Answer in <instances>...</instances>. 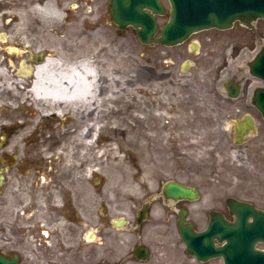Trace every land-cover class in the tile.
<instances>
[{"label":"flooded vegetation","instance_id":"af4514ba","mask_svg":"<svg viewBox=\"0 0 264 264\" xmlns=\"http://www.w3.org/2000/svg\"><path fill=\"white\" fill-rule=\"evenodd\" d=\"M161 1L165 14L158 20H167L169 0ZM7 2L0 0V15L6 12ZM22 2L11 4L20 6ZM260 21L253 28L237 21L229 29L200 30L175 46L142 44L145 52L139 54L133 49L126 82L132 127L177 133L185 124L193 131L224 130L232 124L235 131L237 121H253L258 132V120L264 121L251 100L253 83L242 76L245 70L233 68L264 40ZM47 55L61 58L41 52L34 43H7L5 34H0V70L9 76L2 80L0 75V255H17L19 264H122L115 263L121 242H111V234L126 226L131 264H144L151 258L159 264H225L231 258L232 232L239 229L245 233V245L264 253V173L243 178L249 187H237L230 179L223 182L215 172L203 176L183 168L179 143H169L166 169L150 167L139 184L136 170L132 171L135 191L126 199L127 221L110 215L98 166L105 150L102 143L92 149L93 143L86 141L96 128L103 131L106 115L112 119L111 127L118 122L115 92L113 100L104 101L108 79L100 76L98 102L78 111L50 109L32 92L34 72ZM71 57L77 60L80 55ZM179 68L199 76L189 75L187 81L169 75ZM230 80L242 83L239 98L226 91ZM185 90H192L186 111ZM200 95L216 101L195 102ZM253 136V132L239 135V143L246 149L251 143L264 147V140H253ZM231 141L236 142L235 136ZM178 187L197 197L173 194ZM208 229L209 234L202 235ZM184 232L193 235L200 250L223 247L225 258L216 257L215 252H202L200 258L191 255ZM103 239L110 243L105 252ZM142 252L149 253L147 261L141 260ZM104 254L114 261H104Z\"/></svg>","mask_w":264,"mask_h":264},{"label":"rangeland","instance_id":"374dc122","mask_svg":"<svg viewBox=\"0 0 264 264\" xmlns=\"http://www.w3.org/2000/svg\"><path fill=\"white\" fill-rule=\"evenodd\" d=\"M14 1L8 0L6 12L0 15V34H5L7 43H34L40 47L41 52L53 53L68 61L74 60L71 57L73 54H78L81 58L90 57L93 59L92 57H94L98 60L103 76L108 80L111 79L110 82L114 81L115 88L120 90L118 93L121 98L115 101L117 106L114 108V110L119 108L120 111L115 113L118 122H115V127L112 128V119H108V115H106L107 128L98 132L99 139L96 138L91 146L93 149L96 143L102 142L100 147L105 150L102 163L98 166L101 167L105 182V203L108 204L110 215L117 218L121 217L122 213L127 214L126 199L131 192L135 191L132 171L136 170L139 178L137 183L139 184L145 180V176L147 177L146 173L150 171V167L153 170L166 169L165 161L170 154L169 143H179L184 169L197 170L203 176L215 172L220 176L221 181L226 182L227 179H230L237 187H249L246 181L242 182L243 178L251 179L256 174L264 173V147H260V143H251L246 149L243 145L232 143L231 140L234 136L231 129L232 124L224 130L211 129L208 131L187 130L185 124L184 130L177 133L148 131L138 126L132 127L134 116L128 105L129 89L126 83L131 70V51L134 49L139 54L145 52V49L131 28L119 29L111 21L110 0L94 2L89 0H23L20 6L11 4ZM46 3L63 15L47 18L45 12L39 11L41 9L36 10L38 6L42 7ZM164 22V19L161 20V23ZM260 26L264 27V20L260 21ZM248 38L249 46H251L253 41L250 34ZM69 54H71L70 58L67 57ZM249 56L252 58V53H249ZM137 61L138 64L143 63L138 57ZM172 71L169 73L170 76H178L187 81H189V75L199 76L193 70L186 73H183L180 68L175 72ZM3 79L7 78L2 77ZM247 80L250 83L256 81L250 76H247ZM210 83L215 85L213 80ZM191 92L192 90L184 92L185 111L187 109L186 102L189 103L187 97ZM109 100L107 99L106 102ZM202 101L212 103L216 99L209 101L200 95L195 100V102ZM199 107L207 106L200 105ZM258 121L261 126L258 127L257 134L252 137L256 141L264 140V123L261 120ZM115 128L121 130L115 131ZM167 162L169 163V161ZM173 165L174 163L171 162V166ZM114 178L115 190L113 188ZM126 227L118 232L113 231L111 234V242H121L118 249L119 258H115V263L131 264V260L127 256L128 234ZM103 243L105 252L110 243L105 239H103ZM103 259L104 261H114L106 254ZM144 264L159 263L151 258Z\"/></svg>","mask_w":264,"mask_h":264},{"label":"water","instance_id":"95a60500","mask_svg":"<svg viewBox=\"0 0 264 264\" xmlns=\"http://www.w3.org/2000/svg\"><path fill=\"white\" fill-rule=\"evenodd\" d=\"M171 13L169 21L163 25L159 38L153 39L157 33L156 14H164L160 0H110L111 19L121 29L133 27L135 34L142 43H161L173 46L185 41L192 33L209 28L227 29L239 20L245 26H252L258 19H264V0H169ZM250 77L259 83L253 87L252 101L264 119V45L253 59L244 67ZM228 91L235 97L241 91L238 83H231ZM253 128L249 122L247 128ZM237 135L244 132L246 126L237 123ZM174 192V191H173ZM182 196H192L193 192L178 188ZM188 249L196 254L198 248L193 244L191 235L184 233ZM244 231L233 230L231 258L226 264H264V253L252 246L244 244ZM224 237V236H223ZM222 237V238H223ZM221 238V240H222ZM213 247L210 252H213ZM208 251V249H207ZM217 255L224 257V248L216 249ZM147 253H145L146 259ZM17 256H0V264H18Z\"/></svg>","mask_w":264,"mask_h":264},{"label":"bare ground","instance_id":"6f19581e","mask_svg":"<svg viewBox=\"0 0 264 264\" xmlns=\"http://www.w3.org/2000/svg\"><path fill=\"white\" fill-rule=\"evenodd\" d=\"M39 11L45 12L47 18L61 16L62 13L53 10L49 3L44 4ZM22 17L20 18V20ZM24 19V17H23ZM22 22V21H21ZM18 23L16 24V26ZM79 57L77 60L68 61L61 58H47V60L37 66L35 73V80L32 88L34 96L40 99L44 104L50 105V109H54L58 112H62L69 108L72 111H78L79 109L90 106L92 101L98 102V91L100 88V76H103L102 71L99 68L98 60L94 57ZM0 75L4 78L9 77L7 73L0 70ZM108 80V85L105 88V92L108 94V98L105 96L104 101L107 99L113 100L112 93L115 90V101L119 100V91L115 88L114 81ZM114 80V78H113ZM117 104H115V107ZM119 108L115 110V113H119ZM115 127V126H114ZM107 127L104 126V129ZM113 128V126H112ZM111 128V129H112ZM113 130V129H112ZM121 129L115 128V131ZM125 130V129H124ZM123 131V130H122ZM126 131V130H125ZM82 134H86L83 132ZM98 134L97 128L95 129L94 137ZM133 138V137H132ZM133 140V139H132ZM92 140L86 141V143H92Z\"/></svg>","mask_w":264,"mask_h":264}]
</instances>
